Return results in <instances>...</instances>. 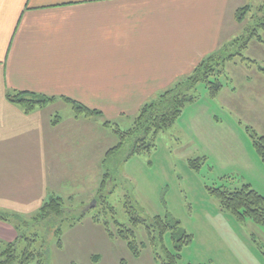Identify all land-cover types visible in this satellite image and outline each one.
I'll use <instances>...</instances> for the list:
<instances>
[{"label": "crops", "instance_id": "crops-1", "mask_svg": "<svg viewBox=\"0 0 264 264\" xmlns=\"http://www.w3.org/2000/svg\"><path fill=\"white\" fill-rule=\"evenodd\" d=\"M249 1L0 0V214L26 219L50 197L98 195L119 143L104 123L124 130L236 38L237 11ZM17 93L54 102L26 113L8 99ZM68 101L102 115L76 116ZM87 231L93 246L114 245L89 216L72 231L77 244ZM18 236L0 221L1 241Z\"/></svg>", "mask_w": 264, "mask_h": 264}, {"label": "rangeland", "instance_id": "rangeland-1", "mask_svg": "<svg viewBox=\"0 0 264 264\" xmlns=\"http://www.w3.org/2000/svg\"><path fill=\"white\" fill-rule=\"evenodd\" d=\"M249 2L233 35L236 38L224 44L229 47L225 54L236 53L256 29L264 40V0ZM252 41L242 57L225 65L219 78L223 89L217 97L210 96L205 82L198 83L195 101L157 138L154 149L128 158L135 142L129 139L106 162L104 173L110 175L107 189L112 192L105 200L115 211L107 213V221L116 233L114 221L133 229L131 213L147 222L171 215L193 237L178 264H264V227L237 221L223 212L210 194L211 189L235 190L250 185L264 197V163L254 146V137H264V45ZM251 58L253 62L248 61ZM135 118L121 123L123 131L132 129ZM194 163L199 166L194 167ZM97 197L62 199L79 214L98 203ZM99 211L94 205L89 218ZM34 218L21 224L26 223L27 235L42 238L36 249L44 247L48 252L43 264H95L94 254L102 257L97 264H161L166 256L161 247L150 245L144 226L134 229L137 243L145 244L136 257L119 237L113 246H93L87 231L83 243L77 244L73 237L78 234L72 232L76 226L69 224L62 227L63 246L59 248L53 232L46 233ZM165 246L175 251L169 234Z\"/></svg>", "mask_w": 264, "mask_h": 264}, {"label": "trees", "instance_id": "trees-1", "mask_svg": "<svg viewBox=\"0 0 264 264\" xmlns=\"http://www.w3.org/2000/svg\"><path fill=\"white\" fill-rule=\"evenodd\" d=\"M249 7L250 5H247L237 11L238 23L243 22L244 13L248 11ZM262 28H264V24H262ZM252 40L264 45V40L258 29H256L246 41H243L236 53L225 54L229 47L224 46L220 50L222 52L219 51L204 59L192 75L180 80L174 87L163 91L154 100L144 104L133 122L132 129L129 131L125 132L118 126H112L110 122L106 121L104 126L113 129L119 139V143L107 153L105 161L107 162L114 154L122 150L129 139H134L135 142L128 158L137 154L149 153L154 149L157 138L175 124L188 104L195 101V90L198 83L205 82L210 96H218L223 89V84L219 78L225 72V65L230 61H234L238 56L242 57L243 50L248 48ZM248 61L253 62L250 59ZM8 99L13 104L22 107L26 113H31L54 102L52 98L35 93L8 94ZM70 105L76 116L91 118L102 115L101 112L90 110L78 103L70 102ZM254 146L264 163V137H254ZM198 166V164L194 163V167L197 168ZM109 177V174H104L97 197V208H100V211L91 216L93 221L103 225L110 238L119 237L124 240L136 257L139 256L140 249L145 248V244L137 243L134 229L144 226L148 232L150 245L154 248L161 247L166 252L161 264H178L182 257L181 252L184 247L191 244L193 237L171 215L165 219L155 217L147 222V220L133 216L131 213V228L133 229L129 227L125 229L124 225L116 221L114 222L117 227V229L115 227L117 233L114 228L110 227V223L107 221V213L115 214V211L105 200L112 192H110V187L107 189L110 185ZM210 194L219 201L221 210L233 216L237 221L242 223L251 221L264 227V197L252 189L250 185H244L235 190L211 189ZM73 211L76 212L66 207V201L62 198L50 197L34 216V220L38 223V226H42L46 230V233L49 234L52 231L57 238V246L62 248V227L65 224H69L72 227L76 226L89 215V211L82 210L79 214ZM128 211L129 213L131 212L130 210ZM23 220L24 218L18 215L0 214V221L13 224L19 234L18 239L12 243L0 240V264H31L34 262L43 264L46 260L48 256L47 250L44 247L36 249L37 243L42 238L38 234L27 235L24 230L26 223L23 222L21 224ZM168 234L174 242V252L166 249L165 237ZM44 238H46V235ZM93 260L97 264L99 256H94Z\"/></svg>", "mask_w": 264, "mask_h": 264}, {"label": "water", "instance_id": "water-1", "mask_svg": "<svg viewBox=\"0 0 264 264\" xmlns=\"http://www.w3.org/2000/svg\"><path fill=\"white\" fill-rule=\"evenodd\" d=\"M94 205H96V201L93 203ZM94 205H92L91 207H89L86 211H90L92 208H94Z\"/></svg>", "mask_w": 264, "mask_h": 264}]
</instances>
